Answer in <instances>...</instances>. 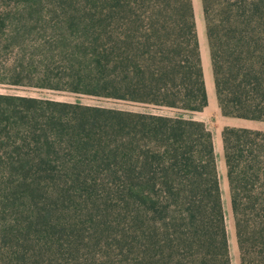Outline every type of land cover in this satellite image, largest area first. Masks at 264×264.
<instances>
[{"label":"trees","instance_id":"trees-1","mask_svg":"<svg viewBox=\"0 0 264 264\" xmlns=\"http://www.w3.org/2000/svg\"><path fill=\"white\" fill-rule=\"evenodd\" d=\"M221 116L264 123V0H200ZM0 86L207 104L190 0H0ZM239 264H264V131L223 127ZM0 264H230L204 124L0 94Z\"/></svg>","mask_w":264,"mask_h":264},{"label":"rangeland","instance_id":"rangeland-1","mask_svg":"<svg viewBox=\"0 0 264 264\" xmlns=\"http://www.w3.org/2000/svg\"><path fill=\"white\" fill-rule=\"evenodd\" d=\"M194 16V24L196 37L198 42V51L200 57V64L202 69V77L206 91L207 104L206 107L197 113L189 115H178L171 110L153 108L144 105L125 103L114 100L93 98L82 95H74L66 92H54L49 90H36L32 88H15L0 86V94L18 95L24 97H33L38 99H46L58 102L77 103L87 106H96L124 111L149 113L163 116H181L195 121H200L211 135V142L213 146L214 161L216 173L218 178V186L221 198L223 220L226 232V240L230 264H239L238 252L236 248V241L234 235L233 218L230 211L229 193L227 182L225 178V168L221 156V140L220 132L223 127L246 128L249 130L264 131V123L245 121L233 118H226L220 115L216 105L213 81L210 69L208 49L205 39L204 22L201 12L200 0H190Z\"/></svg>","mask_w":264,"mask_h":264},{"label":"crops","instance_id":"crops-1","mask_svg":"<svg viewBox=\"0 0 264 264\" xmlns=\"http://www.w3.org/2000/svg\"><path fill=\"white\" fill-rule=\"evenodd\" d=\"M200 122V121H199Z\"/></svg>","mask_w":264,"mask_h":264}]
</instances>
